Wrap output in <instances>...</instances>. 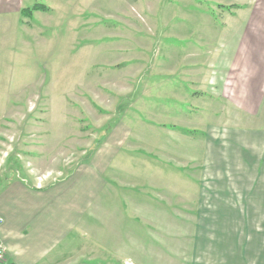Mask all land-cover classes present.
Instances as JSON below:
<instances>
[{"label":"rangeland","instance_id":"1","mask_svg":"<svg viewBox=\"0 0 264 264\" xmlns=\"http://www.w3.org/2000/svg\"><path fill=\"white\" fill-rule=\"evenodd\" d=\"M260 139L264 0H0L1 263L264 264Z\"/></svg>","mask_w":264,"mask_h":264},{"label":"crops","instance_id":"2","mask_svg":"<svg viewBox=\"0 0 264 264\" xmlns=\"http://www.w3.org/2000/svg\"><path fill=\"white\" fill-rule=\"evenodd\" d=\"M216 137H219V133L215 134V136H213L212 139H214ZM248 147H249L250 151L253 152L250 155V157L254 159V162H256V161L258 162L260 160L264 161V140L260 139L259 141H255V140L251 141L248 144ZM208 151H209V149H208ZM234 158H237V159H235V161L233 163L226 161L225 163L220 164L221 170L217 169L218 171H223L224 172V174H222L223 177H225L226 173L227 174L228 173L229 174L232 173L233 178H235L236 180H233L232 183L227 182V185H225L224 180L219 183L220 184L219 185L220 189L218 190V192L220 193V196L224 198V204L222 203V205L224 207L218 205L216 207V209L219 208V207L220 208L221 207L225 208V206H229L230 208L235 210V212H232V214H233V213H238V212H237L236 208L232 207L229 203H233V204L241 203V204L246 205L248 203L249 204H255L257 201L261 202V204H262L261 206H257V205L250 206L249 210H244V213H245L244 215L243 214L241 216L236 215L237 217L235 215H233V216L230 217V218H233V217L245 218V219H247V221H249V218L252 217L251 216L252 210L260 209V208H261V210H264V209H262L264 207V191H263V194L261 196H259V193H258V196H259L260 200L259 199L257 200L256 196L254 195V193H255L254 186H255V183H256V177L253 174L249 178L248 177H244V175H245V172H244L245 164L247 162L246 158L244 156H242L241 153L240 154H236ZM216 180H219V178L216 179ZM214 183H216V185H217L218 182L214 181ZM227 188H230V189L227 190ZM237 191L240 193L241 197H240L239 194H237ZM212 194H213V191H212ZM30 196L31 197H29V198L32 200L33 197H32V195H30ZM10 200H12V199L10 198ZM200 201H202V199ZM227 201H229V202H227ZM31 204H30V206H31ZM13 207H14L13 211L15 212V215L16 216L19 215V213H17V211L18 210L21 211V208L17 209V208H15V205ZM26 207H28V206H26ZM30 210H31V207H30ZM254 211H253V213H254ZM260 212L262 213V216L264 217V214H263L264 211H260ZM10 213L11 212L8 211L6 214L9 215ZM0 216L2 217L3 215L0 214ZM5 217L8 218V216H5ZM6 218H5V220H6ZM257 243H258V240H254V246ZM255 248H257V247H255Z\"/></svg>","mask_w":264,"mask_h":264},{"label":"trees","instance_id":"3","mask_svg":"<svg viewBox=\"0 0 264 264\" xmlns=\"http://www.w3.org/2000/svg\"><path fill=\"white\" fill-rule=\"evenodd\" d=\"M34 10H42V11H45V10H47V8H46L44 5L34 4V5H33L32 7H30V8H23V9L20 11V13H21V15H23V16H27V17H29V16H31L32 11H34ZM0 264H3V263L0 262ZM10 264H17V263H15V262H11Z\"/></svg>","mask_w":264,"mask_h":264},{"label":"built area","instance_id":"4","mask_svg":"<svg viewBox=\"0 0 264 264\" xmlns=\"http://www.w3.org/2000/svg\"><path fill=\"white\" fill-rule=\"evenodd\" d=\"M3 223V218L0 216V227ZM5 246L3 244V242L0 239V262H2L4 260V255H5Z\"/></svg>","mask_w":264,"mask_h":264}]
</instances>
